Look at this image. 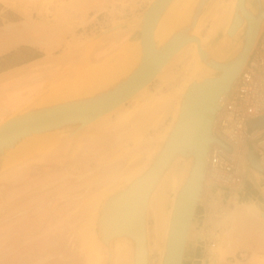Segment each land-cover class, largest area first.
Instances as JSON below:
<instances>
[{
	"label": "water",
	"instance_id": "obj_1",
	"mask_svg": "<svg viewBox=\"0 0 264 264\" xmlns=\"http://www.w3.org/2000/svg\"><path fill=\"white\" fill-rule=\"evenodd\" d=\"M185 1L150 0L142 11L102 28L80 47L70 48L71 51L63 53L64 57L72 58L77 49L83 48L87 68L92 64L91 55L100 37L115 32L122 35L133 28L116 51L91 65L94 67L93 77L78 79L77 65L72 64L70 67L73 68L64 79L56 81L0 121L2 173L43 150L67 142L87 125L117 109L149 85L183 47L190 43L195 46L197 57L178 95L177 111L157 140L156 147L136 173L99 196L95 211L97 225L92 240L104 256L101 264H113L115 238L122 235L132 246L135 243L136 253L138 240L134 238L137 231L126 225L137 209L133 197L147 176L151 178L144 198L141 197L144 245L147 249L146 208L149 196L160 184L159 188L165 192L168 183L173 189L162 264L218 262L212 255H204L205 202L209 191L217 194L223 202L234 196L237 200H254L264 216V166L256 156L253 142L248 141L244 147L242 182L238 188L215 183L207 186L204 179L205 159L211 146L219 143L227 151L232 150V145L216 132L215 120L221 102L225 101L224 96L240 77L261 36L264 0H231L205 43L201 42L196 27L200 29L211 18L219 0H191L183 8ZM127 45L131 46L130 54L121 59ZM142 120L143 117H138L131 122L119 134L120 139L131 140L137 134L143 135L145 128L133 131ZM46 141L52 144L47 145ZM173 178H176L174 184ZM52 183H45L42 187ZM115 215L120 217L122 225L117 232L109 234L104 226ZM193 232L195 235L191 236ZM192 239H195V245L190 253ZM143 264H149L148 251Z\"/></svg>",
	"mask_w": 264,
	"mask_h": 264
},
{
	"label": "rangeland",
	"instance_id": "obj_2",
	"mask_svg": "<svg viewBox=\"0 0 264 264\" xmlns=\"http://www.w3.org/2000/svg\"><path fill=\"white\" fill-rule=\"evenodd\" d=\"M58 1L0 0V34L5 30L9 33L21 32V30L29 32L31 27H38L39 30L47 31L49 29L48 24L55 23L60 26L62 25L60 23L61 17L69 19L68 17L72 15L71 11L73 10L70 5H76L75 8H77L79 7L78 4L82 5L83 2H91L92 0H62L64 4H60ZM190 1L186 0L183 8ZM230 1L219 0L211 18L200 29L198 26L196 27L199 34L209 36L213 17L220 15L218 7L221 6V11ZM149 2L150 0L105 1L102 8H93L84 17L81 15L82 17L79 16L73 23H69V34L73 40H67V47L69 43L75 44L77 41L86 40L102 28L114 25L112 22L117 23L119 20L137 14ZM64 5L66 8L63 7ZM20 19L22 21L17 25L11 23ZM63 21L66 20L63 19ZM23 27L26 29H21ZM132 31L133 28L130 27L120 40L129 37ZM17 34L19 36V33ZM102 38L104 37L100 39ZM14 39L11 36V39L8 38L5 41L7 43ZM194 53L197 54L195 46L188 44L172 58L144 90L126 103L86 126L62 145L41 151L0 173V264H20L13 262L20 256L18 249L21 248L22 250L26 247L29 249L30 246L34 245L39 246L41 242L44 243L45 247H48L47 251L50 252V255L47 258H38L35 263L24 264H101L104 256L101 251L102 255L98 253L99 250L92 243L93 230L97 222L93 221V228L89 231H86L84 228L86 225H83L92 219L94 220V217L97 216L94 196L99 197L103 191L114 189L115 184L119 185L121 181L123 184L125 181L124 173L137 172V168L156 147L157 139L155 138H161L159 134L167 129L165 127L172 119L179 95L177 89L183 85L189 73L187 71H190L193 66V63L190 66V62L195 55ZM92 62V64L96 63V61ZM168 95L170 96L168 97ZM138 117H143V120L149 119L148 124L144 127L147 129L144 134H137L131 140L123 141L120 139L119 134ZM263 126L262 118L250 123L252 129ZM136 130L137 124L133 128V131ZM248 141L253 142L251 138H247L245 145ZM110 152L113 154L110 155ZM34 162L43 163V168L39 169L41 172L36 176L28 174L19 183L6 182L17 178L14 176L16 174L13 173L14 171ZM6 173L8 176L13 174L8 178H2ZM48 182L54 183L42 187ZM208 182L218 184L212 179ZM172 190L171 183H168L167 208L170 206ZM212 195L219 199L214 192H208L204 226L205 247L206 243L215 242L213 230H220L215 221L221 219L219 213H222V210L218 209V206L212 201L214 200ZM148 224L150 226L154 224L152 215L148 217ZM252 239H249L245 244L238 245L234 254L228 258L230 260L238 259L241 264H251L254 255L252 247L257 242L256 239ZM13 241L14 246L19 247L16 251L12 248ZM89 242L92 243L91 249L88 246L91 244ZM194 245L195 239H192L190 253L193 251ZM205 247L204 255H211ZM261 251L264 250L261 249ZM21 256L22 261L29 260L23 254Z\"/></svg>",
	"mask_w": 264,
	"mask_h": 264
},
{
	"label": "bare ground",
	"instance_id": "obj_3",
	"mask_svg": "<svg viewBox=\"0 0 264 264\" xmlns=\"http://www.w3.org/2000/svg\"><path fill=\"white\" fill-rule=\"evenodd\" d=\"M58 2L60 4H64V1H62V0H59ZM229 5H230V3L227 4L224 8L222 7L223 9L221 11H220L221 6L218 7V9H219L218 10V13H220V15H217V16H214L213 17L214 18L213 19V24H210L212 26L211 29H210L211 32L214 30L215 26L218 24L220 18L223 17V15H224V13L227 10V7ZM63 7L66 8L65 5ZM74 7H76V5ZM115 21H118V20H115ZM112 24L115 25L116 22L115 23L112 22ZM263 31H264V28H263L262 32ZM198 35H199V37L201 39V42L202 43H205L206 40L208 39V37L211 35V33L209 34V36L207 34H206L207 36L206 35H202V34H198ZM27 36H29V35H27ZM102 37H105V36H102ZM27 39L29 40V37H27ZM13 41L16 42V38L14 40H9V42H7L8 45L11 44ZM82 43L83 42H80V41L75 42V44H70L69 43L66 51H71L72 48L75 47V45H76V47H80L79 45H81ZM127 47H128V48H126L127 51H125V53L121 56V59L125 58L127 55L130 54L128 52V50H129V48L131 46L127 45ZM191 47H193V46H191ZM70 48H71V50H69ZM76 51H79L80 52V53L79 52L76 53V55L78 54L77 56H79L81 54L80 55L81 58L79 57V59L76 60L75 63H74V65H77L78 79H88L90 77H93L92 74H94V67H92L91 65H89V67L86 68L85 67L86 64H84V57H83L84 49L83 48H79ZM123 52L124 51H122V53ZM194 52H195V50H194ZM194 54H195L194 57L195 56L197 57V54L196 53H194ZM194 57L191 59L190 66H191L192 63L194 64V61H195V58ZM172 58H171V60H172ZM193 59H194V61H193ZM91 62H92V60H91ZM247 64H248V62H247ZM247 64L244 66V69L246 68ZM166 65L162 68V70L166 67ZM185 70L187 71V69H185ZM161 71H160V73H161ZM187 72H189V71H187ZM63 74H64V72L62 70L60 72V75H63ZM184 75H185V73H184ZM186 79H187V77H186ZM186 79L185 80L183 79L184 80L183 83H185ZM239 80H240V77H238V79L231 84L228 92L224 96V100L225 101H222L221 102V106H220V109H219V111L217 113L216 120H215L216 132L218 133V135H220L219 136L220 138H223L229 144H231L230 141L227 138H225L224 136H222V134L219 133L218 124H219V120L221 118V115L224 112L227 99L230 97V95L232 94L233 90L237 87V84H238ZM183 85L178 87V89H177V93L178 94L180 93L178 91H181L179 89L182 88ZM175 87H173V88H175ZM145 88H143L142 90H144ZM16 93L17 92H15V94L12 95V100L14 99L13 101L16 100L15 99L16 96H17ZM177 93H176V95H177ZM169 96L170 95H168V97ZM17 97H19V96H17ZM176 101L178 103V99ZM143 104H145V103H143ZM22 107H23V105H22ZM176 111H177V104L175 106V109H174V112L173 113H176ZM148 121H149V119H145L142 122H140L139 124H137V129L140 130V129L144 128L148 124ZM94 122H96V120L93 121L92 123H94ZM92 123H90V124H92ZM165 128H167V127H165ZM160 135L161 134H159V137H160ZM155 139L158 140V138H155ZM49 141H46V144L47 145H51L52 144ZM217 146L222 147L219 143H214L211 146L209 153L206 155L205 165H204V173H205L204 179H206L207 186L209 184L208 181H211V178H212L211 177V153L213 151H215V148ZM222 148L225 151H227L224 147H222ZM235 151H237V149L232 145L231 152H229V151H227V152L229 154H233ZM243 151H244V149H242L241 150V153H239L241 155V157H242V161H243ZM109 154L111 155V154H113V152H110ZM260 164H262V163L260 162ZM241 165H242V163H241ZM241 172H242V169H241ZM133 174H134V172H132V173L130 172V173H126V174L124 173V180L126 181ZM150 178H151V176L150 177L147 176L145 178L144 183L140 185L139 190L136 192L135 196L133 197L134 200H135V202H136V204H137V206H136L137 209L135 210V214H133V215H131L129 217L130 218L129 219V222L126 225V227H129L130 226V228H133V229H135L137 231L136 234H135V238H134V240H136V239L138 240V241L136 240L138 242L137 251L135 253V243L132 246V243H130L129 240H127L128 238L125 237V235H122L119 238H115V244H114V248H113V253H114V256H113V258H114L113 264H143V258L145 257V253H147V251H148V254H149V264H162L164 246L166 245V238H167V234H168L167 233L168 232V225H169V221H170L172 209L166 207V192L163 189L159 188L161 184L159 186L157 185L156 187H154L155 189L153 188V190H152V192H151V194L149 196V201H148V205H147V208H146V217H149V215H152L154 217V224L152 226H150L147 223V247H148V249H147L146 246L144 245L145 244V242H144L145 236H144L143 233H144L145 223H144V221L142 219L141 204H143V202L141 200V197L144 198V194L146 192L147 186L149 185L148 183H149ZM173 179H174V181H173V184H174L176 178H173ZM239 186H237V188ZM233 188H236V187H233ZM165 189H166V187H165ZM94 197H95L94 198V201L96 200L95 201V207H97L100 199L97 196H94ZM212 199H214L212 201H214L215 205L218 206V209H221L222 210V213H219L221 219L218 220V221H215L217 223V225H219L218 227H220V230H217V231L216 230H213V232H214L213 235L215 237L214 239H215V242L216 243H213V245L210 247V252H211L212 257H214L215 259H218V262H215L213 264H229V263H233L232 261H230V260L227 259V256H228V254L234 252V249L238 245H240L241 242H243V241L248 242L249 239H252V238L253 239H256L257 243L259 242V239L261 240V237L262 236H260V234L258 233V230H259L258 226L261 225V226L264 227V216H262L261 211L258 209V207H257V205H256V203H255L254 200H247V201L240 200V199L237 200V198H235V196H234V197L228 198L226 202H223V201H221L220 198L218 199V198L214 197L213 195H212ZM205 205H206V202H205ZM212 208L214 209L215 207H212ZM140 209H141V211H140ZM205 216H206V214H205ZM93 221L94 222L95 221L97 222V216L94 217V220L92 219V220L88 221L86 224H83L84 226L86 225L84 227L86 229V231H89L90 229L93 228ZM120 221H121L120 217L117 216V215H115V217L114 218H111L110 220H108L107 225L104 226L105 229H106V231L109 234H113L114 232H117L119 230V228L121 227V225H122V223H120ZM125 223H127V221ZM90 233H91V231H90ZM194 235H195V233L193 232L191 234V236H194ZM89 243H91V242H89ZM92 243L90 244L91 246L88 245L90 247V249L92 247ZM257 243L256 244L254 243L255 244V247H254L255 249L253 248V251H254L253 254L254 255L252 257L251 264H262V263L264 264V251H261V249L259 250L257 248ZM260 243L261 242L258 243V246H261ZM98 253L101 254L100 251H98ZM97 258H98V256H97ZM97 261H99V260H97ZM97 263H99V262H97ZM233 264H241V262H240V260L237 259L236 262H234Z\"/></svg>",
	"mask_w": 264,
	"mask_h": 264
},
{
	"label": "crops",
	"instance_id": "obj_4",
	"mask_svg": "<svg viewBox=\"0 0 264 264\" xmlns=\"http://www.w3.org/2000/svg\"><path fill=\"white\" fill-rule=\"evenodd\" d=\"M105 1L107 0L83 2L82 5L78 4L79 7L77 8L70 5L73 10L71 11V16L68 14L69 19L61 17L60 23L62 25L60 26L55 23L48 24L47 27L49 29L47 31L39 30L38 27H31L29 28V32L21 30V32L9 33L5 30L0 34V121L50 88L53 83L59 81L73 68L70 66L74 64L79 57L81 58V54L77 56L78 54H75L79 51H75L76 53L74 52L73 54L75 56L72 58L64 57L63 53L66 52L67 49V40H73L69 34V23H73L74 20L81 15L84 17V15L93 8H102V6L105 5ZM63 19L66 21H63ZM21 21L22 19L14 20L11 23L17 25ZM24 28L25 27L21 29ZM17 33L20 35L18 36ZM118 33L120 32L107 35L95 44L91 55L92 61L98 62L104 59L112 52V50L116 51L123 43H125L128 37L120 40L125 35V32L122 35H119ZM27 35H29V40L27 39ZM11 36L16 38V42L13 41L8 45L5 40L8 38L11 39ZM84 41L85 40L80 42ZM62 70L64 74L60 75ZM36 85L38 86L36 87ZM14 92H17L16 95L19 96H16L15 101H13L14 99L12 100V94H15ZM35 158L38 159L39 157ZM258 228V233L262 237L261 240L259 239L261 246H258L259 242H256L258 246L257 248L259 250H264V227L259 225ZM213 243H206L209 253H211L209 248ZM245 243L246 242L243 241L240 245ZM237 248L238 246L234 249V252ZM234 252L228 254V260H230L228 257L234 254ZM236 260L237 259L230 261L234 263Z\"/></svg>",
	"mask_w": 264,
	"mask_h": 264
},
{
	"label": "built area",
	"instance_id": "obj_5",
	"mask_svg": "<svg viewBox=\"0 0 264 264\" xmlns=\"http://www.w3.org/2000/svg\"><path fill=\"white\" fill-rule=\"evenodd\" d=\"M264 117V31L243 70L237 87L227 99L219 120V133L237 149L229 154L217 146L211 153V179L223 186L237 187L242 182V157L239 153L247 138L255 145L258 160L264 166V126L250 123Z\"/></svg>",
	"mask_w": 264,
	"mask_h": 264
},
{
	"label": "flooded vegetation",
	"instance_id": "obj_6",
	"mask_svg": "<svg viewBox=\"0 0 264 264\" xmlns=\"http://www.w3.org/2000/svg\"><path fill=\"white\" fill-rule=\"evenodd\" d=\"M43 163H41V162H34V163H29L27 166H24V167H22V168H20V170L19 169H17L16 171H14L13 173H16L14 176L15 177H17V178H15V179H13V180H9V181H6V182H14V183H19L20 182V180H22V178H24L26 175H28V174H34L35 176L39 173V172H41V171H39V169H42L43 168V165H42ZM12 173V174H13ZM12 174H10V176L12 175ZM4 175V174H3ZM10 176H8L7 175V173L4 175V177H2V178H8V177H10ZM4 180V179H3ZM47 203V202H46ZM41 231V230H40ZM39 231V232H40ZM3 237V236H2ZM6 239V238H5ZM5 241V240H4ZM3 241V242H4ZM14 241H13V245H12V248H13V250H17L18 248H17V246H14ZM6 246H7V242H6ZM10 246V245H9ZM8 246V247H9ZM20 246V245H19ZM255 247V244H254V246L252 247V249ZM258 247V246H257ZM47 249H48V247L46 246L45 247V245H44V243L43 242H41L40 244H39V246H37V245H34V246H30L29 247V249H27V247L26 248H23L22 250H21V248L20 249H18L19 250V255L20 256H18L13 262H17V263H20V264H22V262H23V264L24 263H28V262H32V263H35V262H37V259L38 258H47L49 255H50V252H48L47 251ZM33 253V254H32ZM43 253V254H42ZM44 253H45V255H44ZM24 255V257L25 258H29V260H25V261H22V256L21 255ZM39 254H41V255H39ZM33 255H35L33 258H32V256ZM36 255H39V256H36ZM32 258V259H31Z\"/></svg>",
	"mask_w": 264,
	"mask_h": 264
}]
</instances>
